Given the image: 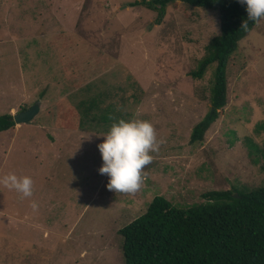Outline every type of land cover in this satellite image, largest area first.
I'll return each instance as SVG.
<instances>
[{"label": "rangeland", "instance_id": "1", "mask_svg": "<svg viewBox=\"0 0 264 264\" xmlns=\"http://www.w3.org/2000/svg\"><path fill=\"white\" fill-rule=\"evenodd\" d=\"M132 1L0 0V114L40 105L0 132V177L33 180L25 199L0 185V264H124L119 229L154 196L186 207L209 190L264 185V20L238 41L225 105L191 142L211 108L215 64L191 72L220 33L218 10L175 0L156 24L158 8ZM93 97L121 111L118 121H151L162 141L133 195L109 191L98 171L112 124L83 115ZM64 118L72 127L57 124Z\"/></svg>", "mask_w": 264, "mask_h": 264}, {"label": "trees", "instance_id": "2", "mask_svg": "<svg viewBox=\"0 0 264 264\" xmlns=\"http://www.w3.org/2000/svg\"><path fill=\"white\" fill-rule=\"evenodd\" d=\"M173 1L136 0L132 5L158 8L155 23L159 24L165 7ZM180 1L194 7L216 9L220 21V33L209 39L204 55L191 72L193 77L201 78L206 69L215 64L211 108L194 126L190 135V141L194 142L202 139L216 118L217 110L225 105L228 59L236 51L238 41L256 22L249 21L247 30L240 28L247 19V12L246 6L238 0ZM102 101L98 97L82 101L83 115L104 125L118 121L121 111L114 110L112 104L101 108ZM68 121L70 119L64 118L57 124L69 127L70 123L64 126ZM14 125L11 113L0 114V132ZM260 126L256 129L260 130ZM250 145L257 149L253 143ZM262 168L264 170V164ZM202 196L203 202L186 207L174 205L163 195L154 196L143 214L119 229L123 237L124 264H264V185L249 190L239 187L209 190Z\"/></svg>", "mask_w": 264, "mask_h": 264}, {"label": "clouds", "instance_id": "3", "mask_svg": "<svg viewBox=\"0 0 264 264\" xmlns=\"http://www.w3.org/2000/svg\"><path fill=\"white\" fill-rule=\"evenodd\" d=\"M238 2L246 6L247 12V19L242 21L240 28L247 30L249 21L258 23L264 20V0ZM161 143L156 128L149 120L120 119L113 123L103 142L98 144L103 160L98 171L109 177L107 189L127 195L137 193L144 183V169L153 161L150 153L159 152ZM0 185L19 193L20 199L33 195V180L28 175L18 176L9 172L0 177ZM30 207L36 211L37 202L32 201Z\"/></svg>", "mask_w": 264, "mask_h": 264}, {"label": "water", "instance_id": "4", "mask_svg": "<svg viewBox=\"0 0 264 264\" xmlns=\"http://www.w3.org/2000/svg\"><path fill=\"white\" fill-rule=\"evenodd\" d=\"M40 105L38 102L30 106L29 108H26L22 111H19L13 115V120L16 124L19 123H29L39 112ZM237 196V194H235Z\"/></svg>", "mask_w": 264, "mask_h": 264}, {"label": "crops", "instance_id": "5", "mask_svg": "<svg viewBox=\"0 0 264 264\" xmlns=\"http://www.w3.org/2000/svg\"><path fill=\"white\" fill-rule=\"evenodd\" d=\"M134 1H136V0H134ZM134 1H132V2H134ZM81 3H82V1H81V2H79V4H81ZM143 6H144V5H143ZM113 7H116V6H115V4H114V6H113ZM75 8H76V7H75ZM75 8H74V9H75ZM79 8H80V6H77V9H78V10H80Z\"/></svg>", "mask_w": 264, "mask_h": 264}]
</instances>
